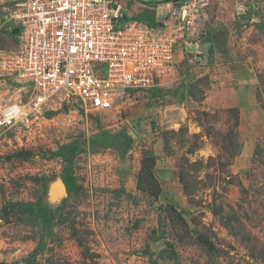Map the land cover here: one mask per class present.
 Listing matches in <instances>:
<instances>
[{"label":"rangeland","instance_id":"1","mask_svg":"<svg viewBox=\"0 0 264 264\" xmlns=\"http://www.w3.org/2000/svg\"><path fill=\"white\" fill-rule=\"evenodd\" d=\"M16 1L0 0V105L18 95L3 68ZM144 1L121 0L166 24L175 69L107 112L55 101L3 137L0 261L25 259L42 234L9 204L42 198L63 207L37 264H264V0H192L189 30L166 14L179 3ZM75 139L70 160L51 154ZM65 171L71 196L52 189Z\"/></svg>","mask_w":264,"mask_h":264},{"label":"built area","instance_id":"2","mask_svg":"<svg viewBox=\"0 0 264 264\" xmlns=\"http://www.w3.org/2000/svg\"><path fill=\"white\" fill-rule=\"evenodd\" d=\"M175 2L166 14L177 30H189L196 3ZM14 6L9 29H20L3 68L18 95L0 105V141L28 128L51 102L77 104L86 116L104 113L126 93L160 85L175 69L176 40L162 33L166 24L132 19L121 0H19Z\"/></svg>","mask_w":264,"mask_h":264},{"label":"trees","instance_id":"3","mask_svg":"<svg viewBox=\"0 0 264 264\" xmlns=\"http://www.w3.org/2000/svg\"><path fill=\"white\" fill-rule=\"evenodd\" d=\"M137 1L147 4L146 1H144V0H137ZM174 1H176V0H174ZM149 2H151V4L154 6H157L160 3V1H158V0H152ZM128 13H129V11H128ZM129 15L132 19H138L141 21H145L144 19L140 18L139 15H133L131 13ZM145 22H147L150 26L159 25V23L157 21H155V19L152 17L147 18V21H145ZM19 29H20L19 27H14L10 31L11 35L14 37L16 42H17V35L19 32L18 31ZM9 80H10V77H9ZM81 145H82L81 141L78 139H75L69 143H65V144L61 145L58 149L52 151L51 154L54 156H60L63 159L70 160L71 158H73L77 154ZM61 177L66 184L68 196L69 195L71 196L73 194V192H75L79 188V184H78L76 176L71 171H65L61 175ZM46 187H47V185H46ZM9 205H11V207L14 209H15V207L18 208V210H20L21 212H24V214H28L36 222H38L39 225H41L42 234H41V238L38 242L37 247L25 259H23L21 261L16 260L13 262L0 261V264H37V259H36L37 254L42 252L44 249L45 235L52 230L54 220L57 217L58 213L61 211L63 205H59L58 207L51 209L45 204V202L42 198H39L34 202L33 201H29V202L17 201V202L10 203ZM6 208H8V206H6Z\"/></svg>","mask_w":264,"mask_h":264},{"label":"water","instance_id":"4","mask_svg":"<svg viewBox=\"0 0 264 264\" xmlns=\"http://www.w3.org/2000/svg\"><path fill=\"white\" fill-rule=\"evenodd\" d=\"M52 189L54 190L55 193L60 191L68 195L67 187L62 177L59 180H57V182L52 186Z\"/></svg>","mask_w":264,"mask_h":264}]
</instances>
